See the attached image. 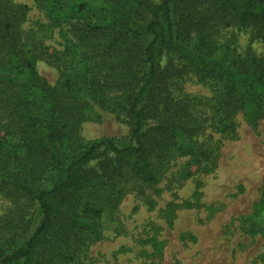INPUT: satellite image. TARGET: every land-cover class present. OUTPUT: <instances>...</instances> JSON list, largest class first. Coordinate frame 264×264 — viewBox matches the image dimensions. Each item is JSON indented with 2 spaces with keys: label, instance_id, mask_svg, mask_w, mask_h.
Returning a JSON list of instances; mask_svg holds the SVG:
<instances>
[{
  "label": "trees",
  "instance_id": "1",
  "mask_svg": "<svg viewBox=\"0 0 264 264\" xmlns=\"http://www.w3.org/2000/svg\"><path fill=\"white\" fill-rule=\"evenodd\" d=\"M33 2L63 50L27 27L28 5L0 0V264H75L103 238V196L155 186L179 158L213 173L207 132L264 121V0ZM188 76L210 96L186 93ZM95 110L126 122L129 142H84ZM249 220L264 228V187Z\"/></svg>",
  "mask_w": 264,
  "mask_h": 264
},
{
  "label": "rangeland",
  "instance_id": "2",
  "mask_svg": "<svg viewBox=\"0 0 264 264\" xmlns=\"http://www.w3.org/2000/svg\"><path fill=\"white\" fill-rule=\"evenodd\" d=\"M16 1L30 7L27 27L40 28L50 51L63 50V41L47 28L33 0ZM38 68L49 83L57 82L55 67L41 62ZM183 85L191 96H210L194 76ZM95 114L102 118L83 125L84 142L104 137L119 145L129 142L126 122L114 113ZM210 133L220 143L213 173L179 158L159 184L131 182L122 187V195L103 196V238L89 242L87 254L75 264H264V228L249 220L264 187V121L253 128L240 117L233 138ZM11 207L0 194V216Z\"/></svg>",
  "mask_w": 264,
  "mask_h": 264
}]
</instances>
